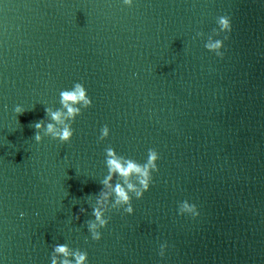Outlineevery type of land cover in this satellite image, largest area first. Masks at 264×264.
Listing matches in <instances>:
<instances>
[{
    "label": "water",
    "instance_id": "1",
    "mask_svg": "<svg viewBox=\"0 0 264 264\" xmlns=\"http://www.w3.org/2000/svg\"><path fill=\"white\" fill-rule=\"evenodd\" d=\"M225 35L223 58L205 48ZM77 82L93 105L71 141L36 142ZM109 146L154 148L159 171L93 241ZM58 243L89 264H264V0H0V264H50Z\"/></svg>",
    "mask_w": 264,
    "mask_h": 264
},
{
    "label": "clouds",
    "instance_id": "2",
    "mask_svg": "<svg viewBox=\"0 0 264 264\" xmlns=\"http://www.w3.org/2000/svg\"><path fill=\"white\" fill-rule=\"evenodd\" d=\"M123 4L131 7L133 0H123ZM218 33L231 32V20L228 16H220L217 18ZM228 36L225 35L223 40L217 39L214 43L205 44V48L215 53L218 57L223 58L224 40ZM60 108L53 110L51 107L45 108L46 117L34 123L36 130L34 139L36 142H41L44 136H50L53 139L59 140L61 143H68L74 135L72 123L75 119L82 115V111L93 105L92 99L89 97L87 89L80 82L74 84L71 89L62 90L59 93ZM16 114H23V107L17 105L14 109ZM44 130L43 135L41 130ZM110 135L108 125H104L100 129L99 141L107 139ZM160 155L154 148L148 149L147 159L144 163H140L133 158L125 157L117 153V151L109 146L105 149V166L107 174L100 181L102 185L101 191L95 195V202L91 203L92 216L94 219L86 221L87 230L93 241H99L102 238L101 229L106 228L110 217L107 215L109 210L105 207L111 203L112 209L116 211L123 210L124 213L132 215L134 207L132 204L133 198L142 199L144 194L150 190L153 184V173L158 172V160ZM111 189V193L105 189ZM92 196V195H90ZM86 209L80 208V212H85ZM188 212L192 217H197L199 211L195 204L188 201L182 202V208L179 214ZM23 217L24 213L20 214ZM79 219V216H77ZM160 256L163 253H158ZM50 264H89L87 251L79 248L73 249L67 243H58L53 246L50 256Z\"/></svg>",
    "mask_w": 264,
    "mask_h": 264
}]
</instances>
